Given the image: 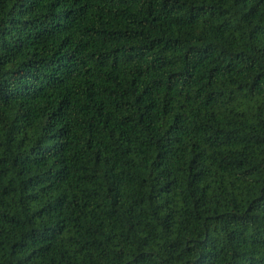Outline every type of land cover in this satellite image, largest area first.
<instances>
[{"label": "trees", "instance_id": "obj_1", "mask_svg": "<svg viewBox=\"0 0 264 264\" xmlns=\"http://www.w3.org/2000/svg\"><path fill=\"white\" fill-rule=\"evenodd\" d=\"M0 264H264V0H0Z\"/></svg>", "mask_w": 264, "mask_h": 264}]
</instances>
